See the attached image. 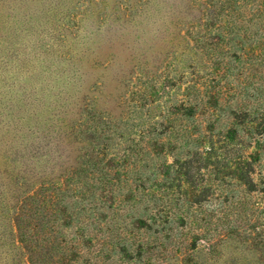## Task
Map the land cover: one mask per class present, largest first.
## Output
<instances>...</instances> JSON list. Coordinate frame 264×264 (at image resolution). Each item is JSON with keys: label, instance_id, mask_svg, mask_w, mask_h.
Wrapping results in <instances>:
<instances>
[{"label": "rangeland", "instance_id": "1", "mask_svg": "<svg viewBox=\"0 0 264 264\" xmlns=\"http://www.w3.org/2000/svg\"><path fill=\"white\" fill-rule=\"evenodd\" d=\"M254 1L0 0V264H264Z\"/></svg>", "mask_w": 264, "mask_h": 264}, {"label": "trees", "instance_id": "2", "mask_svg": "<svg viewBox=\"0 0 264 264\" xmlns=\"http://www.w3.org/2000/svg\"><path fill=\"white\" fill-rule=\"evenodd\" d=\"M254 1V0H253ZM255 2V1H254ZM254 2H253V4H254ZM257 13H254V17L253 18H251L250 19V21H252V20H260L261 19V22H262V24L264 23V4H257ZM251 9V8H250ZM232 24H234V22H232ZM235 26L236 25H232L231 26V31L230 32H235L236 34H238L239 32L238 31H235L234 29H235ZM245 33H247V31H248V29L247 30H243ZM240 39V40H239ZM247 39H249L248 37H246V35H240L239 34V37H235V38H233L231 41H236L235 43L236 44H234V47H237L238 49H240V51L241 52H244V55L246 56V55H248V52L249 51H251V50H246L245 49V43H247V41L246 40ZM237 40H239V41H237ZM260 48L262 49V50H264V28H263V30H262V41L260 42ZM234 54L232 55V57H235L237 60L240 58V60L239 61H241L242 60V56L241 57H237V54H238V52L237 51H235V52H233ZM243 55V58L245 57ZM247 60H249V58L247 59ZM257 61H258V63H260V64H263L264 65V53H263V55L262 54H260V55H258V59H257ZM233 114V112L231 113V115ZM236 119V118H235ZM237 130V129H236ZM236 130H234V131H236ZM258 130H260V132L258 133L260 136H259V138H258V145L259 146H261V148H262V150L264 151V112H263V115H262V123H260L259 125H258ZM231 132H232V130H230ZM237 132V131H236ZM256 154V156H258V159H259V157H260V153H255ZM250 173H251V170H249L248 171V175H250ZM24 229V228H23Z\"/></svg>", "mask_w": 264, "mask_h": 264}]
</instances>
